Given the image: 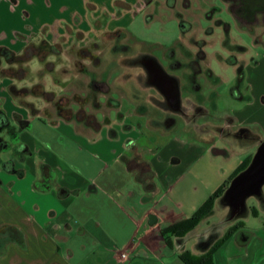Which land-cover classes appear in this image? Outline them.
Instances as JSON below:
<instances>
[{
	"label": "rangeland",
	"instance_id": "1",
	"mask_svg": "<svg viewBox=\"0 0 264 264\" xmlns=\"http://www.w3.org/2000/svg\"><path fill=\"white\" fill-rule=\"evenodd\" d=\"M17 1L15 9L28 12L29 26L38 28L41 22L51 25L58 21L64 32L55 34V51L41 33L24 51L12 48L20 55L13 53L9 61L0 59V82L11 81L6 91L12 98L7 107L12 119L13 107L21 103L34 111L41 107L43 115L53 118L83 119L94 125L97 120H114L122 143L132 142V153L140 160L150 165L155 156L181 160L177 165L183 189L179 198L186 206L191 201L207 200L229 180L245 153L235 139L223 138L209 128L224 127L229 120L236 124L237 117L244 115L249 120V104L257 103L259 97L261 102L264 83L258 80L259 75L264 76L263 27L246 30L237 25L225 0H144L150 5L129 15L127 28L110 25L122 13L95 17L93 7L87 4L90 12L85 14L84 0ZM91 1L101 7L110 6L111 0ZM7 31L1 33L4 39L13 40ZM141 54L157 58L169 74L180 79L186 113L192 116L187 103L203 108L195 121L173 115L174 126L162 124L172 114L163 108L162 96L137 81H143L140 68L120 62ZM34 55L37 57L30 61L24 59ZM106 88L108 92L103 93ZM3 104L0 110L6 112ZM119 113L128 129L117 124ZM147 121L154 126L149 127ZM239 129L236 125L231 130ZM10 142L16 144L18 139ZM120 145L115 147L120 149ZM112 149L106 141L92 147L99 158ZM216 150L225 154L217 155ZM248 206L258 209L259 203L251 198ZM227 213L217 207L215 215L189 235L188 248L192 250L196 236L221 223ZM244 223L255 229L260 219L252 215Z\"/></svg>",
	"mask_w": 264,
	"mask_h": 264
},
{
	"label": "crops",
	"instance_id": "2",
	"mask_svg": "<svg viewBox=\"0 0 264 264\" xmlns=\"http://www.w3.org/2000/svg\"><path fill=\"white\" fill-rule=\"evenodd\" d=\"M17 4V0H0V48L20 55L17 48H12L24 51L41 33L52 47L56 46L55 34L61 35L64 26L58 21L51 25L45 21L33 28L27 20L28 12L17 11ZM87 4L93 7L95 17L122 13L110 23L112 28H127L125 19L138 7L150 5L144 0H111L110 6L99 7L84 0L85 14L90 12ZM3 30H8L13 40H5ZM1 52L0 59H5ZM258 81L263 84L264 76L259 75ZM10 84V80L0 82V103H5L14 129L13 138L7 130L0 133L11 143L9 150L0 151V231L4 226L13 227L23 239L16 240L15 232L0 234V264H185L180 258L183 250L201 255L197 244L207 238L206 232L196 236L192 250L188 248L189 236L180 247L174 236L164 238L162 232L191 218L226 182L207 200L191 201L186 206L179 198L183 189L177 165L181 160L155 156L151 168L158 191L149 193L126 164L135 157L133 143H122L114 120H97V126L83 119L53 118L43 115L41 107L36 106L34 111L21 103L12 106V119L7 109L12 100L6 91ZM11 87L13 92L15 88ZM260 95L261 102L256 98L257 103H250L248 112L244 111L249 120L245 115L237 117L231 129L236 125L248 128L264 140V92ZM119 114L117 124L128 129L124 115ZM147 125L154 126L149 121ZM257 126L255 131L253 127ZM15 138L16 144L10 142ZM104 141L113 149L99 158L92 147ZM116 144H121L120 149ZM240 147L245 155L230 178L253 159L258 145L241 143ZM215 154L225 152L216 150ZM257 202L258 209L248 206L247 218L231 225L223 221L214 224L219 226V239L225 238L214 253V264H264V203ZM252 215L260 219L258 228L244 223ZM123 252L128 253L129 261L122 259Z\"/></svg>",
	"mask_w": 264,
	"mask_h": 264
},
{
	"label": "water",
	"instance_id": "3",
	"mask_svg": "<svg viewBox=\"0 0 264 264\" xmlns=\"http://www.w3.org/2000/svg\"><path fill=\"white\" fill-rule=\"evenodd\" d=\"M126 61L143 68L147 88H153L163 97V108L175 113L183 108L180 79L169 74L157 58L141 54L126 58ZM244 132L250 134L251 138L255 136L248 128L243 127L236 133ZM244 142L251 146L258 145V148L248 168L231 181L223 197L218 200V207L228 210L223 220L226 225L248 217L249 199L255 198L264 203V140L260 136H255Z\"/></svg>",
	"mask_w": 264,
	"mask_h": 264
},
{
	"label": "trees",
	"instance_id": "4",
	"mask_svg": "<svg viewBox=\"0 0 264 264\" xmlns=\"http://www.w3.org/2000/svg\"><path fill=\"white\" fill-rule=\"evenodd\" d=\"M51 48L54 51L56 50L54 47ZM1 56H3L7 61H9L12 58V56L14 57V55H12L6 49L2 50ZM34 56L31 57L27 56L24 59L26 60V58H28L27 61H29ZM24 59H22V56H19V60H24ZM102 92L107 93L108 88H106V90H103ZM5 130H7L11 134L12 138L14 137L13 135L14 129L10 125L9 118L7 117L6 113L3 110H0V133ZM10 146L11 143L4 141L3 138L0 137V151L9 150ZM251 161L252 158L246 161L239 168V170L217 192H215L191 218L182 220L176 223L175 225L165 229L162 232L163 237L166 238L168 235L174 236L176 238L177 244L180 247H183L186 238L190 234H192L202 222L208 220L215 214L216 204L218 200L223 197L231 181H233L235 177H237L241 172L246 170L250 165ZM126 164L130 171L136 173V178L143 184L147 192L157 193L158 188L155 183V173L153 172L151 165L149 163L144 162L140 160L137 156H135L131 159L126 160ZM219 230L220 229L218 225H213L208 231H206L207 238L201 240L197 244L198 250L201 255L196 256L192 254L190 251L183 250L180 256L181 260L185 264H214L213 262L214 253L225 242V238L219 239ZM10 232L13 233L15 232L14 234L18 235L15 236L17 237L16 240L23 239L22 233L10 226H4L1 229L0 234L2 235L6 233L10 234Z\"/></svg>",
	"mask_w": 264,
	"mask_h": 264
},
{
	"label": "flooded vegetation",
	"instance_id": "5",
	"mask_svg": "<svg viewBox=\"0 0 264 264\" xmlns=\"http://www.w3.org/2000/svg\"><path fill=\"white\" fill-rule=\"evenodd\" d=\"M225 1H226L227 6H228L229 13H231V15L234 17L237 25H239L240 27H243V29H246V30H251V29L257 28V27H263L264 28V0H225ZM118 36L119 37H118L117 41L122 40L121 34H118ZM120 62L130 63L129 61H126V59H122V60H120ZM130 65H132L131 67L140 68L141 72L144 73V70L142 67L133 66V64H131V63H130ZM136 74H139V72ZM131 75L132 74L130 73L127 76L129 77ZM135 79H137V77H135ZM137 81H139L141 83V85H144L145 88L147 87L145 73L143 75V81L140 80V78H138ZM162 99H163V97H162ZM151 100H153L155 103H160V101L155 99V98L151 97ZM162 105H163V102H162ZM187 109L192 110V113H191L192 116L188 115L186 113L184 107H183L179 112H176V113L169 111L172 114L170 116L166 117L163 120L162 124H164V126H171V127L174 126V124L176 122V119L174 116H178V115H180L179 117H182L184 119H188L189 122H192V121H195L196 118L200 114L203 113V108L201 106H199L198 104L187 103ZM231 127H232V120H229L228 123L226 124V126H224V127H219V128H214V129L209 128V129L214 130L216 133H218L219 136H221L223 138L224 137L227 139L229 138L230 140L235 139L237 142L240 141L239 142L240 145H241V143H245L244 141L252 139L255 137V136H253L251 138L250 134L245 133V132L242 134L233 132L231 130Z\"/></svg>",
	"mask_w": 264,
	"mask_h": 264
},
{
	"label": "built area",
	"instance_id": "6",
	"mask_svg": "<svg viewBox=\"0 0 264 264\" xmlns=\"http://www.w3.org/2000/svg\"><path fill=\"white\" fill-rule=\"evenodd\" d=\"M121 257H122V259L124 261H129V255H128V253H125V252L121 253Z\"/></svg>",
	"mask_w": 264,
	"mask_h": 264
}]
</instances>
